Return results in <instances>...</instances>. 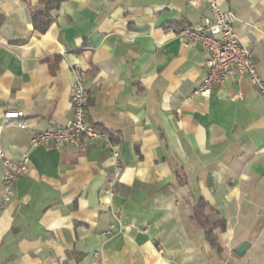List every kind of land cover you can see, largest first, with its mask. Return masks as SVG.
<instances>
[{
	"label": "crops",
	"instance_id": "1",
	"mask_svg": "<svg viewBox=\"0 0 264 264\" xmlns=\"http://www.w3.org/2000/svg\"><path fill=\"white\" fill-rule=\"evenodd\" d=\"M39 1L53 0H0V125L22 113L0 141L14 161L29 152L0 212V264H264V96L246 77L194 95L207 55L175 34L209 2L230 11L264 83V0H62L44 33ZM76 71L118 173L105 142L30 149L72 120ZM220 220L217 251L201 223Z\"/></svg>",
	"mask_w": 264,
	"mask_h": 264
},
{
	"label": "built area",
	"instance_id": "2",
	"mask_svg": "<svg viewBox=\"0 0 264 264\" xmlns=\"http://www.w3.org/2000/svg\"><path fill=\"white\" fill-rule=\"evenodd\" d=\"M199 0H189L190 7H197ZM209 15L195 26H187L176 31V36L190 44H199L207 55L204 65L205 76L200 85L194 89V95L208 97L215 86H220L226 79L246 77L256 91L264 96V83L258 76L251 51L240 44L234 29V16L230 11L221 10L215 3L208 4ZM85 76L76 71V77L70 95L72 120L65 127L46 130L34 134L30 138V149L40 145H66L80 152L86 150L93 141L105 142L110 147L114 158L115 173L121 170L118 153L113 149V143L108 135L86 122L87 96L85 92ZM21 112H7L4 114L1 130L18 117ZM23 127V126H21ZM0 164L3 176L0 178L2 195L0 198V212L10 202L14 187L18 179L28 171L29 152L14 161L10 159L1 146ZM114 181L110 183L113 188Z\"/></svg>",
	"mask_w": 264,
	"mask_h": 264
},
{
	"label": "trees",
	"instance_id": "3",
	"mask_svg": "<svg viewBox=\"0 0 264 264\" xmlns=\"http://www.w3.org/2000/svg\"><path fill=\"white\" fill-rule=\"evenodd\" d=\"M61 1L62 0L39 1L36 5L30 7V20L34 31L44 33L48 29L53 22L52 12L58 8ZM4 18V15L0 13V26L4 22ZM198 203V208L205 207L202 200H199ZM201 224L204 228L205 240L213 249L220 251L217 237L214 235L213 231L216 228L223 229L225 224L224 221L220 220L216 223H211L209 226H205L204 222Z\"/></svg>",
	"mask_w": 264,
	"mask_h": 264
},
{
	"label": "water",
	"instance_id": "4",
	"mask_svg": "<svg viewBox=\"0 0 264 264\" xmlns=\"http://www.w3.org/2000/svg\"><path fill=\"white\" fill-rule=\"evenodd\" d=\"M248 246V243H242L237 249H235V252L237 255L241 256L246 247Z\"/></svg>",
	"mask_w": 264,
	"mask_h": 264
}]
</instances>
